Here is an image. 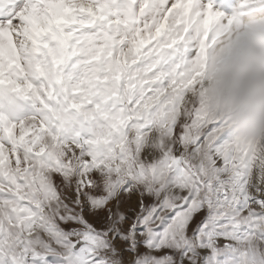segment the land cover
<instances>
[{
  "label": "snow or ice",
  "instance_id": "6c2138e0",
  "mask_svg": "<svg viewBox=\"0 0 264 264\" xmlns=\"http://www.w3.org/2000/svg\"><path fill=\"white\" fill-rule=\"evenodd\" d=\"M0 264H264V0H0Z\"/></svg>",
  "mask_w": 264,
  "mask_h": 264
}]
</instances>
